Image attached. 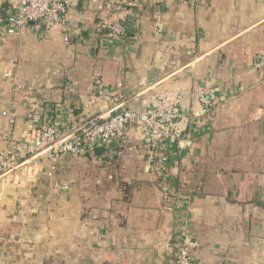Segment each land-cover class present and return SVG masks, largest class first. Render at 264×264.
<instances>
[{"label":"crops","instance_id":"crops-1","mask_svg":"<svg viewBox=\"0 0 264 264\" xmlns=\"http://www.w3.org/2000/svg\"><path fill=\"white\" fill-rule=\"evenodd\" d=\"M17 5L0 0L10 14ZM116 21L125 39L108 34ZM258 55L264 0H79L65 26L17 34L0 14V152L34 128L112 115L115 104L89 100L96 78L121 109L168 91L182 113L163 149L132 128L101 152L60 158L53 177L43 154L0 173V264H175L183 232L197 264H264ZM209 91L205 107L197 94Z\"/></svg>","mask_w":264,"mask_h":264},{"label":"built area","instance_id":"built-area-1","mask_svg":"<svg viewBox=\"0 0 264 264\" xmlns=\"http://www.w3.org/2000/svg\"><path fill=\"white\" fill-rule=\"evenodd\" d=\"M71 0H18L16 10L5 20L7 32L17 34L26 25L34 24H67V12ZM108 34L117 39H125L129 30L124 22L116 21L108 25ZM255 66H264V56L258 55ZM95 93L89 98L91 103L105 98L115 104L113 114L88 115L81 121L67 126L50 124L43 128H34L26 136V143L17 150L0 152V173L17 164L28 162L36 154H43L47 163V175L53 177L58 170V161L62 157L85 158L110 147L111 143L132 128H141L145 139L154 147L164 148L169 139L180 136L182 113L179 109V98L166 91L160 94L152 107L141 110L121 109L117 101L121 96L113 94L101 78L94 82ZM200 102L210 106L216 96L213 92H199ZM95 97V98H94ZM204 110H207L206 108ZM7 115V112L3 113ZM156 170L165 173L169 154L162 151ZM67 187V186H66ZM175 264H197L191 251L198 242L183 232L173 242Z\"/></svg>","mask_w":264,"mask_h":264},{"label":"trees","instance_id":"trees-1","mask_svg":"<svg viewBox=\"0 0 264 264\" xmlns=\"http://www.w3.org/2000/svg\"><path fill=\"white\" fill-rule=\"evenodd\" d=\"M0 14L3 16V20L5 21L7 17L10 15L8 12V6H4L3 8H0Z\"/></svg>","mask_w":264,"mask_h":264},{"label":"water","instance_id":"water-1","mask_svg":"<svg viewBox=\"0 0 264 264\" xmlns=\"http://www.w3.org/2000/svg\"><path fill=\"white\" fill-rule=\"evenodd\" d=\"M78 3H79V0H71L70 1V6L71 7H77L78 6Z\"/></svg>","mask_w":264,"mask_h":264}]
</instances>
